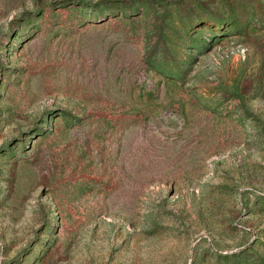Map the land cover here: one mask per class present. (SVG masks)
Instances as JSON below:
<instances>
[{"label":"rangeland","instance_id":"obj_1","mask_svg":"<svg viewBox=\"0 0 264 264\" xmlns=\"http://www.w3.org/2000/svg\"><path fill=\"white\" fill-rule=\"evenodd\" d=\"M0 264H264V0H0Z\"/></svg>","mask_w":264,"mask_h":264}]
</instances>
